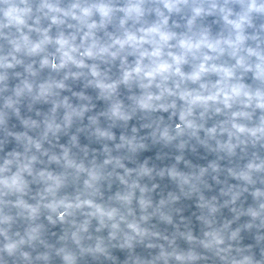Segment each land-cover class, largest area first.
Returning <instances> with one entry per match:
<instances>
[{
    "label": "clouds",
    "instance_id": "obj_1",
    "mask_svg": "<svg viewBox=\"0 0 264 264\" xmlns=\"http://www.w3.org/2000/svg\"><path fill=\"white\" fill-rule=\"evenodd\" d=\"M0 264H264V0H0Z\"/></svg>",
    "mask_w": 264,
    "mask_h": 264
}]
</instances>
